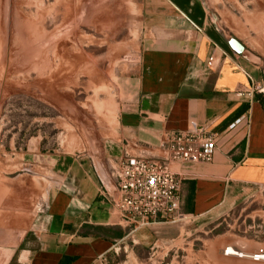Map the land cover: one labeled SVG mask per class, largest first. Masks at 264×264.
Returning <instances> with one entry per match:
<instances>
[{"label":"rangeland","instance_id":"1","mask_svg":"<svg viewBox=\"0 0 264 264\" xmlns=\"http://www.w3.org/2000/svg\"><path fill=\"white\" fill-rule=\"evenodd\" d=\"M146 1L159 2L0 0V264H18L17 246L56 186L54 161L97 154L114 138L159 24ZM205 1L208 24L257 68L264 108V0ZM232 198L213 214L150 226L97 264H264L251 258L264 250V186Z\"/></svg>","mask_w":264,"mask_h":264},{"label":"crops","instance_id":"2","mask_svg":"<svg viewBox=\"0 0 264 264\" xmlns=\"http://www.w3.org/2000/svg\"><path fill=\"white\" fill-rule=\"evenodd\" d=\"M158 1L144 2L160 8L147 16L159 24L149 27L133 101L119 113L114 138L97 154L54 161L56 186L17 246L18 264H58L63 257L70 264H97L120 242L146 239V228L132 232L99 192L114 193L111 171L126 155H161L157 146L166 132L202 128L216 136L210 162L171 164L182 179L181 215L213 214L243 186H264L257 68L208 24L205 0Z\"/></svg>","mask_w":264,"mask_h":264},{"label":"built area","instance_id":"3","mask_svg":"<svg viewBox=\"0 0 264 264\" xmlns=\"http://www.w3.org/2000/svg\"><path fill=\"white\" fill-rule=\"evenodd\" d=\"M213 61L214 57L210 56L206 66L210 68ZM256 92L261 93L259 88ZM215 144L216 136L202 128L166 132L157 146L161 155H126L111 171L114 193L100 191L99 195L132 232L176 221L184 217L179 213L182 179L172 172L171 164L208 163L216 152ZM263 255L264 250L259 249L251 258L254 262L263 261L259 258Z\"/></svg>","mask_w":264,"mask_h":264},{"label":"water","instance_id":"4","mask_svg":"<svg viewBox=\"0 0 264 264\" xmlns=\"http://www.w3.org/2000/svg\"><path fill=\"white\" fill-rule=\"evenodd\" d=\"M219 33V36L227 43V45L232 49L233 52H235L238 55H241L243 53L242 46L239 45L238 42H236L233 39L226 38L220 31L217 30Z\"/></svg>","mask_w":264,"mask_h":264},{"label":"bare ground","instance_id":"5","mask_svg":"<svg viewBox=\"0 0 264 264\" xmlns=\"http://www.w3.org/2000/svg\"><path fill=\"white\" fill-rule=\"evenodd\" d=\"M225 252H226V254H225ZM222 254H225L227 256H232V257H243L244 256L241 252L233 249L232 247L231 248L230 247H227V249H225L222 252ZM259 258L260 259H264V255L263 256H259Z\"/></svg>","mask_w":264,"mask_h":264},{"label":"trees","instance_id":"6","mask_svg":"<svg viewBox=\"0 0 264 264\" xmlns=\"http://www.w3.org/2000/svg\"><path fill=\"white\" fill-rule=\"evenodd\" d=\"M71 259L65 258L63 257L58 264H70L71 263Z\"/></svg>","mask_w":264,"mask_h":264}]
</instances>
